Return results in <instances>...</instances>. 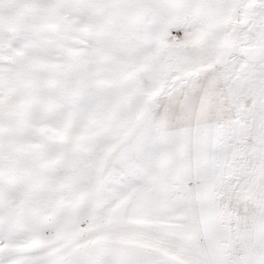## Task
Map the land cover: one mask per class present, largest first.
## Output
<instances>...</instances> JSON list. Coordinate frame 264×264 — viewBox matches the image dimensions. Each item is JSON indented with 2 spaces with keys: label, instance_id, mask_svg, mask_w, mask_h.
<instances>
[{
  "label": "snow or ice",
  "instance_id": "snow-or-ice-1",
  "mask_svg": "<svg viewBox=\"0 0 264 264\" xmlns=\"http://www.w3.org/2000/svg\"><path fill=\"white\" fill-rule=\"evenodd\" d=\"M0 264H264V0H0Z\"/></svg>",
  "mask_w": 264,
  "mask_h": 264
}]
</instances>
